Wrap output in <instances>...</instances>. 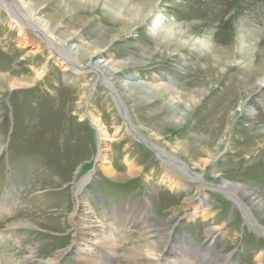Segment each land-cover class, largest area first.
<instances>
[{
    "label": "rangeland",
    "instance_id": "rangeland-1",
    "mask_svg": "<svg viewBox=\"0 0 264 264\" xmlns=\"http://www.w3.org/2000/svg\"><path fill=\"white\" fill-rule=\"evenodd\" d=\"M13 1L30 15L26 5ZM31 2L36 18L48 21L53 32L42 24L40 29L17 26L0 0V259L96 264L80 247L76 220L87 207L99 221L122 207L153 232L154 250L166 241L160 225L170 232L168 245L185 239L199 257L205 246L212 248L211 262L191 257L186 264H222V258L226 264H264V126L245 105L251 87L240 86L246 78L240 73L244 65L237 63L255 64L264 47V0ZM154 3L153 16L139 25L126 27L120 18ZM154 26L164 36L207 41L232 55L208 63L206 49L192 54L161 44L151 33ZM41 36L52 42L72 39L69 45L81 47L75 60L85 73L64 65ZM241 44L248 47L247 60L239 55ZM94 47H103L101 61L122 66L115 79L104 69L93 70L100 62L87 53ZM125 81L136 82L139 91L127 92ZM13 82L22 85L12 87ZM160 85L169 89L145 91ZM175 90L179 94L172 102ZM188 96L195 104L177 103ZM255 98L264 102V84ZM151 146L198 179L165 164ZM224 181L257 191L262 207L241 194L235 197L222 187ZM209 228H215L210 239ZM114 237L119 254L112 264H136L131 252L146 248L140 232L125 226ZM99 243L92 249L101 255L106 249ZM108 255L101 264H111L112 251Z\"/></svg>",
    "mask_w": 264,
    "mask_h": 264
},
{
    "label": "bare ground",
    "instance_id": "bare-ground-1",
    "mask_svg": "<svg viewBox=\"0 0 264 264\" xmlns=\"http://www.w3.org/2000/svg\"><path fill=\"white\" fill-rule=\"evenodd\" d=\"M22 3L27 6V9H29V13L30 15H26L25 12L17 5V3H15L13 0H4V2L7 5V9L9 11V14L12 16V18L14 19V23L19 26V27H25L26 25H28L30 28L35 29L38 28L40 29V24H42L48 31V33L53 32L55 29L54 27H49L48 26V21H43V18L41 17H37L36 18V14L33 13V9H32V2L31 0H19ZM12 10H10V8ZM144 7V5L140 6V8H137V10L135 12H132L131 14L128 15H123L120 18L125 20L124 24L127 26L133 25V24H141L143 21H145L147 18H151L155 12H154V7H156V4L154 3V6L150 9H144L142 8ZM28 13V12H27ZM119 15V14H118ZM156 17L154 16V23L156 21ZM152 23V22H151ZM240 30V28H239ZM46 31V30H45ZM162 31V30H160ZM151 33H153L154 37L156 39L159 40V42L166 46H172V47H176L178 48L180 51H189L192 54H195V52L199 53L201 52V54L203 53V51L200 49L202 48L203 50L206 49L207 51H205V61H213L217 64L221 63L223 60L228 59L229 56H231L232 54L229 53L227 48H224V50L222 52L218 51L217 48H211L210 45L207 44V41L202 42V43H198L195 42V40H191L190 38H184L183 35H181V37H177V38H173L172 36H164L163 34H161V32H159L157 30V28L154 26V29L152 28ZM163 33V32H162ZM40 35H42L41 31L39 32ZM180 34V33H179ZM49 34H47L48 36ZM42 40L50 47L52 52H56L58 57L60 58V60H62V62L64 63V65L70 66L72 67L73 71L82 74L85 73L84 69H81L80 67H77L76 64V54L78 55L77 52L81 51V47L76 46L74 47L73 45H69L70 38L64 39L63 41L57 38V42H52L50 40V38H46L45 36H41ZM262 37V36H261ZM115 39V38H114ZM111 39V40H114ZM200 45V46H198ZM246 44H241V51L239 53V55H242L244 58H246V60L249 57V50L246 48L245 49ZM264 46V44H263ZM74 47V48H73ZM193 48V49H192ZM87 48H85L86 50ZM248 50V51H247ZM88 51V50H87ZM212 51V52H211ZM211 52V54H210ZM88 56L87 58L91 61H95L96 63L100 62L99 64H97L96 66L93 67V70L95 72H107V76L108 77H113V79H115V75L117 74V69L121 68L120 67H116L117 64H115V62L113 60H100V59H104V49L103 47H94L91 52L87 53ZM257 57L255 60V64H250L249 63H245V62H237L239 65H244L243 71H241L240 73H242L243 77L246 78L245 79V84H241L240 86H244V87H251V92H249L250 97L249 99H247L245 102L246 107L248 110H252L254 112V116H253V120H255L258 124H261L264 126V102L256 99L255 96L258 94V90L261 88V86L264 84V47H262V49L256 53ZM79 59V58H78ZM208 59V60H207ZM209 63V61H208ZM226 63V62H225ZM101 65V66H100ZM184 68H187L186 66L182 65ZM79 68V69H78ZM104 69V71H103ZM103 76V79L106 80V84L112 85L110 83V79H107L106 77ZM254 77L257 78L258 83L254 84V79L250 80V77ZM129 80H131L130 78H128ZM21 82V81H20ZM127 81L123 82V89H129L126 90L127 92H129L130 90H135L139 91V89H137L136 82L132 81L131 83ZM23 83V82H22ZM253 83V85H249ZM12 87H18L20 85H22L19 82H13L11 83ZM159 85V84H158ZM256 85V86H254ZM253 86V87H252ZM242 87V89L244 88ZM174 88V87H173ZM167 87H161L160 86H151V88L146 89V93L149 94L153 91V93H165L167 91ZM110 91L112 90L113 94L117 95V92L114 88H110ZM176 91V90H175ZM170 92H172L170 90ZM178 92H174L173 98H172V102H176L177 97L175 95L178 96ZM176 97V98H175ZM180 100H186L191 104H195V100L193 96H188L185 98H179V100L177 101V103L180 102ZM244 105V106H245ZM250 112V111H249ZM180 113V112H179ZM180 116H182L183 114H179ZM262 134H264V130L262 132ZM153 152L157 155V157H159L161 160H163L165 162V164H167L168 166H170V163L173 164L174 168L177 169L178 172H182L183 175H185L186 177H188L191 180H197L198 178L191 174L190 172L187 173L186 168H184L182 165L180 164V162H177V160L168 155V154H164V152H162L159 148H157L156 146L152 147ZM106 149L104 148L101 149V152L105 153ZM101 158L103 155H100ZM106 158V157H105ZM104 158V160H105ZM180 166L182 168H180ZM92 174V172H90ZM95 172H93L94 174ZM91 174H88V176L86 177V179H84L81 184H80V188H82L86 182L89 180V178L91 177ZM222 187L227 189L228 192H232V194L235 197H239L238 194H241L240 196H242L243 198H246L248 202L251 203V205L253 207L256 208H261L262 203L261 199H260V194L257 191L253 192H246L245 190H247V188L240 186V185H234L231 183H228L227 181H224L222 183ZM255 195V196H254ZM254 196V197H253ZM84 204V202H83ZM82 206V205H81ZM124 208H119V207H115L114 210L112 211V213L107 216V215H103L100 218V221L97 220L95 217H93L94 215V211L87 207L86 209L83 210L82 213H80L79 218L76 226L77 229H79L81 231V241L84 243L83 245L80 244V247H83L85 251L91 252L90 254L93 255H87L86 257H94L96 264H101V262H105L106 259L104 258V255L109 256L108 253H113V256L110 257V263H113V258L115 256H117L119 254V244L117 243V239L116 237H114V232L119 231L121 228L125 227V226H130L133 229H137L140 232V237L144 238V241L146 243V248L143 249L142 248V252L141 254H135L134 252L130 255H133V260L135 261L136 264H173L175 261L177 262H181L182 264H186V260L188 258H195L197 257L200 260H203L205 263V261L211 262L210 261V256L208 257V255L213 252L212 248L208 245L205 246L204 248V252L205 254L202 257H199V254H194L192 252V246L184 240H172V243L177 244L178 247H174L173 244L170 246L168 245V238L170 235V232H166L163 231L165 230V226L164 225H160L161 227H163L164 229H162V232L164 233V236L166 237V241H164L163 245L160 246V248H158L157 250H154L155 247H157V241L152 237L153 236V232L148 231V229H146V227L144 225H142L141 227V223L139 221H137L136 218H134V216H130L129 213L123 212ZM145 209L144 206H142V210ZM131 212H135V211H131ZM145 213V211H144ZM147 213V212H146ZM125 214V215H124ZM145 215V214H144ZM264 215V213H263ZM145 219L146 221H151L153 220V218L151 216H149L148 214L145 215ZM106 220L108 222H106ZM145 221V222H146ZM106 222V223H104ZM155 222V221H154ZM75 225V224H74ZM78 231V230H77ZM215 228H209L206 232V236L207 238H211L214 234ZM156 237V235H155ZM120 239V237H119ZM151 241V242H150ZM98 242H100L98 245H101L100 247L106 249V251H104L101 255H98L96 253H94L93 249H92V245L95 243L97 244ZM162 243V242H160ZM180 243V245H179ZM159 244V242H158ZM212 244V242H211ZM210 244V245H211ZM190 250V251H189ZM83 251L78 250L77 254H79L80 256L83 255L82 253ZM137 252V251H136ZM163 252V253H162ZM98 256V257H97ZM102 256V259H101ZM105 256V257H106ZM33 257V256H32ZM260 257V256H259ZM112 258V259H111ZM191 258V259H192ZM217 258V257H215ZM91 259V258H90ZM54 258H49L48 260H44L41 264H53L54 263ZM108 260V259H107ZM217 260V259H216ZM85 262V261H84ZM222 264L223 263H227L226 259H221ZM94 263V262H93ZM107 263V262H106ZM0 264H10L8 262L3 261L2 259H0ZM11 264H25L24 262L22 263H12ZM89 264V263H86ZM210 264V263H207Z\"/></svg>",
    "mask_w": 264,
    "mask_h": 264
}]
</instances>
